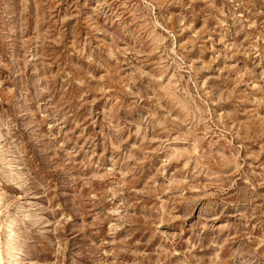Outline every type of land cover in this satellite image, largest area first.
Segmentation results:
<instances>
[{"label":"rangeland","instance_id":"rangeland-1","mask_svg":"<svg viewBox=\"0 0 264 264\" xmlns=\"http://www.w3.org/2000/svg\"><path fill=\"white\" fill-rule=\"evenodd\" d=\"M0 264H264V0H0Z\"/></svg>","mask_w":264,"mask_h":264},{"label":"bare ground","instance_id":"bare-ground-1","mask_svg":"<svg viewBox=\"0 0 264 264\" xmlns=\"http://www.w3.org/2000/svg\"><path fill=\"white\" fill-rule=\"evenodd\" d=\"M8 220V219H7ZM11 221H12V219H9L8 221H7V226L10 228V224H11ZM12 230V229H11ZM5 231V230H4ZM3 236V235H2ZM11 236V235H10ZM7 247H8V256L10 255V259H11V257H12V252H11V250H10V248H11V246L12 245H10V241H9V239L7 240V245H6ZM5 248V247H4ZM14 251V250H13ZM15 253V252H14Z\"/></svg>","mask_w":264,"mask_h":264}]
</instances>
